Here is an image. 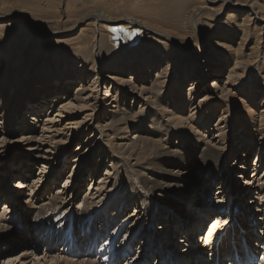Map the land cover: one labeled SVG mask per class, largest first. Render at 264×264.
Wrapping results in <instances>:
<instances>
[{
    "label": "bare ground",
    "instance_id": "bare-ground-1",
    "mask_svg": "<svg viewBox=\"0 0 264 264\" xmlns=\"http://www.w3.org/2000/svg\"><path fill=\"white\" fill-rule=\"evenodd\" d=\"M17 1L18 0H16V2ZM21 1L26 4L29 2L33 4L35 7L33 12L37 14L38 18H42V21L38 22L36 21V18V20H34V17L32 18L33 15H31L33 12L27 9H19L10 13L0 11L2 12L0 13V45L3 46L0 47V69H2L0 70V75L4 73L12 75V67H14V65L10 67L11 65L9 64L11 63V58L14 59V55L10 54L8 52L9 50H6V48L10 46L8 43L10 38L5 37L10 35L5 34L10 33L13 35L15 31L16 34H23L21 38H33L39 42L50 41L53 43H62L63 45L70 44V46L76 45V50L79 53L86 52L87 56L84 55L85 61L67 60V62L64 58L63 64L61 66L62 74L58 75L47 72V70L44 69L48 66L47 62L44 60H40L38 63L35 62V64L32 63L30 67H21L20 65H22L23 59H19L17 64L15 63L16 61H13L14 64L17 65L16 70L19 71L22 68V72L20 71L18 73L19 77H16V79L13 77L12 80H8L10 83L6 81L4 82L3 80L2 84L0 83V125H2V128L5 131L7 130L5 136H3V139L0 140V156L5 152L7 155L6 158H1V156L0 160L6 161V166H8V168L10 166L11 170L10 174L6 176V188H8V194L6 190L0 188V191H3L0 193V201L2 200L1 194L3 196H5V194L8 195V198L5 196L7 199L5 200L6 203L3 206L4 208L0 209V230L4 231L1 240L6 241V248L9 250L7 251V249H5L4 252L3 250L0 251L2 253H8L10 256L14 255V253L11 254L12 250L15 248V244L21 240V236L16 235V228L21 222H27L30 217L33 218V216L36 214L35 216L38 218V221L36 220L38 224L35 226V228L33 227L34 229L32 230V236H35L34 238L32 236L28 237L27 242L24 244L25 248H23V251L26 252L24 255H28V252H30L28 249L31 247L32 243L29 241H33L36 242V246L39 247L38 250L40 252H46L43 255L44 259H47L46 256L49 254L48 256H51L50 261L54 262V264H58L60 260L64 261V258L59 260L57 256L52 257V254L55 253L54 251L59 247V245L63 247L66 240L61 242V237L59 240L55 239L56 237L52 239L48 238L47 236L46 240H42L39 237L40 232H37L41 223L50 224L53 232L55 230L58 231V229L74 231L73 233H75V236H79V234L83 233L81 232L82 227H87V233H85L86 235L82 234V237L80 238V240H82L80 245L84 246L81 248L79 247L80 251H82L81 253H87V251L90 250L87 248H89V244L91 245L92 238L96 237L98 234L99 237H103V243L104 241H108L107 244L104 243V248L107 250L109 249V253L114 256L113 260L115 264H119L121 258H127V255H133V253H131L133 251V247L135 248L139 246L133 245V242L136 240L135 242L137 243L138 240H140L139 238H141V235H146L144 236L145 241H140L139 244H143V246H141L137 252L142 255V253L139 251L144 249V258H146L148 264L151 262L149 260L151 256L158 252V248L156 247L155 243L149 244V238L151 237L150 233L148 238V234L146 232L142 233L137 231L136 228L132 229L130 225L131 222L122 224L120 221V215H123V210L125 212V210H128V207L130 206L127 201L129 200L130 202V198L128 196L131 194L127 192L128 196H126L125 192L123 193V190H129V188L124 185V183H120V188H116L117 190H115L113 193L115 198L112 199V202L109 201L111 203V210L112 207H115V209H113L118 212L119 217L118 219L115 218L112 222L110 221L113 218L111 217L112 211L109 212L108 210L105 211L104 209L96 207L94 208L91 202L95 201L90 202L93 196L98 194L97 188H100L101 185L103 188L105 182L109 183L106 181L107 178L102 176L97 178V181L99 179V182L97 183L95 180L96 173H93L94 176H90L89 184L86 183L89 189L84 191L85 196L82 200L83 202L81 206L75 208L76 211L68 213L66 210H57V206L61 204L59 200L64 201L69 198L70 192H66V190L69 189L71 185L77 180L75 175L79 172V168L83 164L84 159H82V157L81 159L76 160L77 164L71 163V167L65 168L64 170L62 169V171H60L64 173H59V176L71 174L72 176L66 177L63 187L60 184L59 178L57 181L55 180L50 190L51 193L53 192L50 194L52 196L47 197L49 202L45 204V207H41L42 209L36 207L35 202L28 200V204H22L24 207L21 212L18 214L15 213V215L13 214L15 207L17 208V206L19 207V204L21 205V201L23 199H21V197H24V195L21 196L23 193L22 189L28 187L25 186L27 181L26 175H29L31 172L30 171L27 173L26 169H30L31 165L29 166V164H31L30 162H33L34 160H22L20 164V160H16L14 158L15 152L10 151L9 145L16 146L21 144V142H23L21 139L27 138V135L31 136V138L38 137L39 134L41 135L43 133L38 131L40 127L45 129V131H49L47 132L49 134L53 131V126L51 125H53L55 122H61L62 125L66 124V126L60 130L58 129L53 131V133L62 132V139L58 144V147L54 148L56 151L55 153L59 151L57 157L63 153L62 151L66 152L70 148L69 146L71 145L72 141H79V148L84 146V139L81 138L83 135L88 137L90 134H94L93 139H91V141L88 140L90 144L88 143L89 145L87 147H90L91 143L93 144L96 142L97 137L101 135L103 136V139L101 138L102 142L99 140L97 142L98 144L96 148L99 147L102 149V152L105 153H103L104 157L106 155V158H110V162L114 163V165L117 163H122L129 169H132L131 171L136 174V177L140 180V186L143 187V190L146 191V194L152 200V202L149 200L146 202L145 206L144 204L142 206L141 200H144V196L139 197L134 193L135 189H137L136 186H134V188L130 187V189H134V192L132 193L135 195H133L132 202L135 206L136 216L139 215L137 210H139L141 206L143 207H141V209L146 211L145 213L148 212L149 215L152 214V208L154 207V209H156L155 213L157 214L159 219L158 221L160 223H158L159 225L152 226H159L157 230L162 233V235L158 236L161 239L159 243V245H161L160 248L163 247V249H166L165 252L168 254H171V248L174 246L177 248V251L174 250L177 253L176 255H170V258H168V256L163 258L162 256V260H164V262L160 263L189 264L191 261L192 264H209L213 261L214 264H234L232 257L238 258V254L235 253H237V250L240 246L241 235L239 232L244 229L241 225H247V222H242L239 224L240 220H242V217H240L237 219L239 223L238 226L236 225V228H234V224H230L229 227L227 224H225L226 226H224L223 229L224 233H226L225 238H229L228 241L230 243L220 250L216 240L211 241V243L209 242L210 236L218 231L219 227L216 226L220 223L217 222L218 224H216L215 222L211 228L208 227L209 224L207 226H199L200 229L197 230L195 220L196 218L203 216V218H201L204 222H206L205 224H207L209 223L210 218L214 217L215 215L219 217H222V213L228 215L229 204H227V202L224 203V198L222 199L221 203H219L217 199L215 200V202H218L217 204H220L217 208L219 215H217V212L215 214L209 205H203L204 200L207 201L209 198L212 199L214 197L212 196L211 190H209L207 186L210 187L212 184L215 185V183H218L217 191L219 195L226 194L227 192L229 193L230 189L228 188L232 186L231 191L236 192L235 196L238 195V197L242 198V200H244L245 197H243V188H241V184H244L242 182L245 178L242 180V182L240 181L238 183H231V185H228L229 182H231V180L234 178L232 170H241L243 168L242 166L244 165L238 166V161H236V165H234L233 168H229V166H227V163L229 162H227V160L225 161L226 158H232L234 155V150L232 151L230 149L232 139L228 138L229 134L232 132V130L229 129V126L231 125L230 122H227V126L224 127V129L220 128L223 120L226 119L225 115L228 113L227 107L234 105L233 109L235 108L238 116L236 123L240 129H244L243 134L241 135L243 136V141H240H242L245 146H248L251 149L256 147L257 144L261 143L258 141V137L260 136H263L260 141L264 142V108L262 107V112H259L255 109L256 100L264 93V84H260L263 91L259 92L255 91V86H251L250 84L249 86L245 85V81L247 78L249 79V74L253 68L252 63L256 60L253 55L256 51L264 50V0H204V2L202 1V5L194 7L189 12V14H187L186 28H183L182 25L179 28H175L177 35H181L180 32L182 29H186L188 36L184 40L179 39L180 37H174L170 31H166L163 28V30L160 29V26H153L142 19L136 18L134 15L137 13L133 10L135 8H129L130 4L127 0H85V2L84 0H44L45 2L41 4L42 6H40V2H38V0H19V3H21ZM61 3H63L62 6ZM78 4L82 5L80 6ZM88 4H90V6L92 4L95 5V7L98 6L102 8L103 12L101 11L96 13L95 10H89L87 12V9L85 10L83 7L87 6ZM217 4L218 6H215ZM55 5H57V7L60 6L59 8L62 9L59 16L60 21L58 20V27H52V29H49V26H53V24H50L49 19H51L52 15L51 10L56 8ZM6 12H9V10H6ZM73 16L77 17L75 22L72 21ZM64 18L67 19H65V22ZM252 22L255 24V26L259 27L260 33H263L261 38L262 42H256L255 45L252 46V51L249 56L250 59L244 61L242 60L243 57H241V55L242 53H245L246 55V50L248 48L247 42L249 41L250 35L249 24ZM207 23H209L210 27L206 25ZM214 23L216 26H214ZM213 26L215 28H212ZM85 30L88 31L89 37H86L82 33L83 31L85 32ZM207 30L211 36L207 35ZM21 38L18 40V42L23 41ZM238 40H240V42H238ZM152 48L154 49L153 54H147L150 53ZM17 52L22 54L20 50ZM16 57L15 59H17ZM136 57H139L138 61H136ZM87 60H89V62H87ZM97 60H99V63L96 62ZM262 62L264 63V61ZM59 64L60 63L58 60L55 61L54 68H60ZM73 70H76L77 73L70 74ZM129 71L131 72V77L129 76L130 78L126 76ZM223 71H225V75L223 74ZM214 72L217 73L216 77L220 78L221 76L222 78H226V81L222 83L221 80L218 81L219 79L212 78V80H210L212 73ZM75 80L76 82H79L78 86H80L81 89H79L76 94L73 95V92L72 94L71 92L69 93V89L73 87L72 81ZM100 81H105L108 86L113 85V87L109 90L108 88H105L107 90L104 91V98L100 99V102L103 103V107H106V109L102 107V109L99 110L101 104L100 102L95 101L99 97L96 96V93H93L92 96H90V94L93 90L95 91L96 85ZM63 82L65 83L63 84ZM189 82H192L190 86L192 88H190L188 95H186L187 90L185 89V85ZM66 83H70L68 86L69 89L65 88ZM230 83H232L235 87L229 86ZM208 84H210L212 94L208 91L202 90L201 92L206 93L208 98L204 101L201 100L200 102L198 101L197 103H194L196 97L193 95V90H196L199 86H201V88L203 86L205 87V85ZM44 85H46V87ZM115 86L116 89L114 90ZM240 86L241 89L237 91V87ZM97 87L99 88V86ZM19 88H21L22 91L24 90V92L28 91L27 94H25L21 102H19L20 99L17 98L14 102L11 101L12 103H9L10 105H8V102L10 101L9 96H7L6 99L4 98L5 95H8L7 91L9 92V90H13L14 95L16 96L19 95L17 93L19 92ZM98 88L96 89L98 90ZM220 90H222V93L220 94L221 97L218 95ZM50 93H54V96L52 97ZM109 94L111 95L109 99H107ZM133 98H139L140 100L145 101L142 108L137 110L125 104L126 101ZM213 98H215V100L210 103ZM150 99L152 102L148 103V100ZM262 99L264 100V97L259 98L258 102ZM47 101H50L49 106L46 105ZM53 101H56V103ZM226 103H228L229 106L226 107ZM257 104L258 105L256 107L260 106L259 103ZM262 104L264 106V103ZM24 106H30V110L25 109ZM17 107L18 109H21V112L18 113L16 111ZM48 107H50V109L48 114L45 116V118H47V122L46 124H43V121H41V117L43 116L42 112H46ZM169 109L173 112H170ZM204 109L212 112L213 119H215V115L218 110L219 113L223 112V110L225 111L220 115V121L218 120L219 122L217 125L211 124V121H209L210 125H205L206 129L214 131L211 132L212 136L214 135V138L216 136V138L220 139L219 145L224 147V151H220L217 148H213L207 144H204V141L194 138L195 135H188L189 131L197 129V126L192 124L193 121L200 127L204 126V124H201L199 120V118L201 119V117L204 116ZM81 111H85L84 114L86 112H89L90 114L83 116L82 122L79 123L77 120L80 118L77 115ZM94 112L97 113L96 117L103 115L104 112L105 116L108 117V120L110 121V123H107L108 125L106 124V126L102 127L98 132L88 125L89 119L91 118L93 120L92 113ZM186 113L189 115L188 118L183 116ZM16 119L17 123L20 125L18 127H14V132H8L12 129L11 128L8 130V128L15 124ZM204 120L206 122L207 120H210V118ZM41 122L42 124L37 127V125H39ZM104 123H106V121H104ZM236 123L234 122L235 126ZM178 126L186 129L179 131L177 128ZM16 128L19 130H15ZM129 128H133L132 130H135V132L138 134V145L135 143L132 146H128L129 140L126 138L124 139L130 130ZM123 129L125 130V133L122 132ZM233 131L235 132V129ZM245 131H247V133L244 135ZM67 132L71 134L67 135ZM112 135L114 136V139L111 138ZM41 137L43 138L44 136L42 135ZM55 137L56 136H54V138ZM233 137L234 139L236 138V133ZM7 138L10 140L7 141ZM54 138H51V143H53ZM29 140L31 139L27 138L25 139V142ZM9 141H12V144L7 143ZM125 141L126 143L124 145H118L119 142L121 143ZM102 144H104L106 147H103ZM259 147L261 149L262 145L259 144ZM96 148L94 149L95 155L97 153ZM13 149L16 148L13 147ZM28 150L24 152L28 153ZM146 151L150 152V156L148 158H143L142 156H144V152ZM119 152L121 155H123V157H121L122 159L116 160L115 158ZM238 154V158L242 160L243 158L248 157V155L243 154L242 152H239ZM134 156L136 163L131 166L130 158ZM59 162L60 160L55 162L53 166H48V170L45 171L44 175L38 176L36 179L38 180L37 182L40 181V183H42L45 180V183L48 184L49 180L52 178L51 174L54 173L55 168L59 166ZM223 162H227L226 165ZM243 162H241V164H243ZM254 167L255 170L253 173L257 171V165H254ZM13 168L15 170H13ZM67 169L68 171H66ZM226 169L230 172L228 173ZM19 170H22V174L19 172ZM15 171L17 174H19H13ZM106 176L107 174L105 177ZM121 176L124 177L123 175ZM206 178L208 181H206L204 184L207 186H205L206 189L203 191L199 184L200 181H202L201 184L205 182ZM239 178L241 179L242 177L240 176ZM261 179L263 178L261 177ZM246 182L248 184L249 181ZM250 183L251 182H249V185ZM74 185L77 186V182ZM1 186L3 188V185ZM39 186L40 185L38 184L35 186V188H40L41 186ZM234 186H238L237 189H235ZM251 186L256 185L253 184ZM61 187L63 190L59 191ZM239 188L241 189L238 190ZM56 191H58V193L57 195H54ZM121 192L126 196V198H124L123 194V197H121ZM33 193L35 194V191ZM250 196L253 198L252 192H249V198ZM256 197L259 198V200L263 199L258 196ZM74 198L75 196L71 197L69 202L72 201L71 203L73 204ZM199 198H202L201 201H203L200 203L197 201V206H192V204L195 203L193 200H198ZM97 205L98 204H96V206ZM42 206H44V204ZM181 207L185 209H181ZM262 207L260 209H262ZM105 208L107 209L108 207L106 206ZM236 208L237 207L233 206L231 213H234ZM246 209H249L248 214L250 217L253 216V220H251L252 223L250 224L248 222V225L246 226V228L250 227L247 229L249 231L246 232L245 230V235L246 237H249V240H247L245 237H242L241 240H245L250 252L254 250L258 256H263V251L261 252L260 250H262L261 247L264 246V229L263 233H260L257 222H255L256 224L254 223V219H256V217L254 215L255 212H253L252 206L248 204ZM91 212H95V215H90L89 213ZM12 214L14 216H10ZM248 214L246 213L245 215ZM145 216H147V214ZM249 216H247L246 220H248ZM140 218L142 219V217ZM224 218L225 217H223V219ZM230 218L231 217H229V219ZM99 219L102 221L100 220L101 222H99ZM125 220L127 219L125 218ZM219 220L220 218H217V221ZM95 221H97V227L98 224L101 225L100 231L97 228L93 232L91 230L92 228H89V224L91 222L92 224H95ZM29 222H31V220ZM139 222L136 221L135 223ZM167 224H169L168 227H166ZM146 227L147 226L144 228ZM67 230L65 233H67ZM167 231H169V234H167ZM198 232H201L199 236L203 237V240L202 238L200 239L202 240L201 242L198 241V238L200 237H196V233ZM128 233L130 235L127 236ZM62 235L63 234H61V236ZM166 237H168V239ZM253 237H257L259 245L253 246V244H250V241L251 239L253 240ZM147 239L149 242L146 244ZM167 240H169L168 243H166ZM177 242L180 246L177 245ZM211 244L213 245L212 250L214 253H211V250H209ZM42 246L44 248H42ZM115 248L118 250H116L117 253L114 251ZM120 248H123V251L119 253ZM92 250L99 256L102 254L97 252L98 248L96 250L97 253L95 252V249ZM13 251H16V248ZM127 251V255H125V253L122 255L123 252ZM204 254L205 257L202 256ZM31 255L33 258L37 256L35 252L31 253ZM28 257L24 256L25 259L22 257L23 259L20 258V260L16 258H9L10 260L6 263L14 264L16 260H19L20 263V261H24ZM31 257H29V259ZM159 258H161L160 253L158 260ZM65 260L67 261V259ZM128 261L129 264L131 261ZM132 261H134V259ZM69 262H66V264H72L74 261H71L72 263ZM89 262L90 261H86L85 263L81 264L98 263L95 261V263ZM36 263L38 264L39 260L38 262L36 261ZM157 264H159V262ZM260 264H264V257H262Z\"/></svg>",
    "mask_w": 264,
    "mask_h": 264
},
{
    "label": "rangeland",
    "instance_id": "rangeland-1",
    "mask_svg": "<svg viewBox=\"0 0 264 264\" xmlns=\"http://www.w3.org/2000/svg\"><path fill=\"white\" fill-rule=\"evenodd\" d=\"M91 1V0H90ZM128 1V3L130 4L129 5V8H135V9H133L134 11H136V13L137 14H135L134 16L136 17V18H138V19H142V20H144V21H146V22H148V23H150V24H152L153 26H160L159 28L160 29H164V30H166V31H170V32H172V35L175 37H180L179 39H181V40H184L188 35V32H186V29L184 30V29H182V31L180 32V34L181 35H177V33H176V31H175V28H179L181 25L183 26V28H186L187 27V25H186V19H187V14H189V12L194 8V7H198V6H200V5H202V3L204 2V0H127ZM203 1V2H202ZM38 2H40L39 4H40V6H42L41 4H43L45 1L44 0H38ZM84 2H85V0H84ZM198 2V3H197ZM201 2V3H200ZM62 4L63 3H61V6H62ZM64 4H66V3H64ZM78 5H82V4H78ZM90 6V4H88L87 6H85V7H83V9H87V12L90 10V11H96V13L97 12H101L103 9L102 8H100V7H98L97 5V7H95V5H92L91 4V6ZM94 6V7H93ZM134 6V7H133ZM171 6H172V8H171ZM215 6H218V4L217 5H215ZM56 7V8H55ZM55 7H53V8H55L54 10H51V12H52V15H51V19H49V22H50V24H53V26H49L48 28L49 29H52V27H58L57 26V24H58V20L60 21V18H59V16H60V11L62 10L61 8H59V7H57V5H55ZM89 7V8H88ZM126 7H128V6H126ZM59 10H58V9ZM92 8H93V10H92ZM97 8V9H96ZM0 11H2V12H5V13H10V12H13V11H15V10H19V9H27V10H29V11H31V12H33L34 10H35V7H34V5L33 4H31L30 2L28 3V4H26V3H24V2H22L21 1V3H19V0L16 2V0H0ZM6 10H9V12H6ZM2 12H0V13H2ZM103 12V11H102ZM153 13H154V15H153ZM31 15H33L32 16V18L34 19V20H36V21H42V18H38L37 17V14H35V12H33V14H31ZM254 17H256V16H254ZM36 18V19H35ZM165 18V19H164ZM239 18H240V16H239ZM65 19L66 18H64V22H65ZM72 21H76L77 20V17H75V16H73L72 17ZM75 19V20H74ZM67 20V19H66ZM72 21H70V22H72ZM48 22V23H49ZM69 22V23H70ZM74 22H72V23H74ZM216 23V22H215ZM215 23H214V26H216L215 25ZM207 26H209L210 27V25H209V23H207L206 24ZM212 27V28H215V27ZM249 28H250V30H249V41L247 42V50H246V55H245V53H242V55H241V57H243L242 58V60H244V61H247V60H249L250 58H249V56H250V54H251V51H252V46H254L255 45V43L257 42H259L260 43V41H261V38H262V34L260 33V31H259V27H257V26H255V24H253V22L252 23H250L249 24ZM162 29V30H163ZM209 29V28H208ZM207 35H209V36H211L210 35V33H209V31L207 30ZM86 37L88 36L89 37V35H88V31H86L85 30V32L83 31L82 32ZM217 34H218V32H217ZM243 34H244V32H243ZM5 35H10V36H6L5 38H7V37H9L10 38V40H9V47L8 48H6V50H9L8 52L10 53V54H12V55H14V59H15V57L17 58V59H13V58H11V63L9 64V65H11L10 67H12V65H14V67H12L13 68V70H12V75H9V74H7V73H4V74H1L0 75V83L2 84V82L4 81H6V82H9L10 83V81H8V80H12L13 79V77L16 79V77H19V75H18V73L21 71V69L18 71V70H16V66L17 65H15L14 64V62L13 61H16L15 63L17 64L18 62L17 61H19V59L21 60V59H23V62H22V65H20L21 67L22 66H25V67H30L31 65H32V63L33 64H35V62H39L40 60H44L45 62H47V64H48V66L46 67V68H44V69H46L47 70V72H50V73H55V74H62V72H61V66H62V64H63V59L65 58V60L67 61V60H72V61H74V60H77V61H85V59H84V55L85 56H87L86 54V52H84V53H82V52H78L77 50H76V45H71L70 46V44H67V45H63L62 43H53V42H50V41H36V40H34L33 38L32 39H30V38H21L22 36H23V34H20V33H18V34H16V31L14 32V34L13 35H11L10 33L9 34H5ZM18 36H19V38H18ZM181 36H182V38H181ZM22 39L23 41H20V42H18V40L19 39ZM177 38V39H178ZM14 39V40H13ZM258 39V40H257ZM238 42H240V40H238ZM262 42V41H261ZM43 44V45H42ZM251 46V47H250ZM0 47H3V46H1L0 45ZM71 47H73V48H71ZM1 49V48H0ZM18 50H20V52H22V54H20L19 52H17ZM153 48L150 50V53H147V54H153ZM1 51V50H0ZM11 51V52H10ZM263 51V52H262ZM262 51H256L255 52V54L253 55L254 57H255V61L252 63L253 64V68L251 69V72H250V74H249V79L247 78V80L245 81V85L246 86H249V84L251 85V86H255L256 88H255V91L256 92H259V91H263L262 90V87L260 86V84H264V63L262 62V61H264V50H262ZM14 53V54H13ZM11 55V56H12ZM146 55V54H145ZM35 56V57H34ZM37 56V57H36ZM142 56H144V55H142ZM20 57V58H19ZM59 61V65H60V68H58V69H56V68H54V62L55 61ZM139 60V57H136V61H138ZM253 60H254V58H253ZM54 61V62H53ZM135 61V62H136ZM68 62V61H67ZM87 62H89V60H87ZM97 63H99V60H97L96 61ZM215 66V65H214ZM15 68V69H14ZM0 70H2V69H0ZM58 70V71H57ZM54 71V72H53ZM98 71V70H97ZM22 72V71H21ZM225 71H223V74L225 75V73H224ZM0 73H1V71H0ZM75 74V73H77L76 72V70H73L70 74ZM129 74V75H128ZM216 74V75H215ZM214 75V76H213ZM220 75H222V74H220ZM126 76L127 77H131V72L129 71V73H127L126 74ZM217 76V73H212V77H211V79L210 80H212V78L213 79H219L218 81H220L221 80V82L223 83V82H225L226 81V78H222L221 76H220V78L219 77H216ZM60 77H62V76H60ZM108 77V76H107ZM129 77V78H130ZM9 78V79H8ZM57 78H58V76H57ZM244 78H246V77H244ZM3 80V81H2ZM206 80V79H205ZM151 81H152V79H151ZM75 82V83H74ZM208 82V81H207ZM65 82H63V84H64ZM72 83H73V87H71L70 89H69V85H70V83H66V85H65V88L66 89H69V93L71 92V94H72V92H73V95L74 94H76V92L79 90V89H81V87L80 86H78V84H79V82H76V80L75 81H72ZM71 83V84H72ZM89 83V82H88ZM191 84H192V82H189L188 84H186L185 85V89L187 90V94L186 95H188V92H189V90H190V88H192V87H190L191 86ZM200 84V83H199ZM76 85V86H75ZM45 87H46V85H44ZM97 86H99V88L97 87ZM229 86H233V84L232 83H230V85ZM113 87V85H110V86H108L106 83H105V81H100L97 85H96V88H98V90L95 88V91L93 90L92 91V93L90 94V96H92L93 95V93H96V96L97 97H99V98H97L95 101L96 102H100L101 100L100 99H102V98H104V91L105 90H107V89H105V88H108V90L110 89V88H112ZM233 87H235V86H233ZM116 89V86H115V88H114V90ZM216 89H218V88H216ZM216 89H213V90H216ZM239 89H241V86L240 87H237V91L239 90ZM19 90V92H17L19 95H14V91L13 90H9V92L7 91V94L8 95H5V99L7 98V96H9V99H10V101L8 102V105H10L12 102H14L17 98H19L20 99V101L19 102H21L22 100H23V98H24V96H25V94H27V92L28 91H25L24 92V90L22 91V89L21 88H19L18 89ZM71 90V91H70ZM208 91V92H212V89H210V84H208V85H205V87L203 86L202 88H201V86H199L196 90H193V95L196 97V99L194 100V103H197L198 101L200 102L201 100H205V99H207L208 98V96H206L207 94L206 93H203V92H201V91ZM98 93V94H97ZM219 94V97H221V93H222V90H220L219 92H218ZM212 94V93H211ZM11 95V96H10ZM50 95L53 97L54 96V93H50ZM56 95V94H55ZM60 95H62V94H60ZM110 95L111 94H109V96H108V98L107 99H109V97H110ZM15 97V98H14ZM147 97H149V96H147ZM261 97H264V93L259 97V98H261ZM12 98V99H11ZM216 98V97H215ZM215 98H213V100L210 102V103H212L214 100H215ZM258 98V99H259ZM258 99L256 100V104H255V109L256 110H258L259 112H262L261 111V109H262V107L264 108V106H263V104L262 103H264V100L262 99V100H260L259 102H258ZM12 101V102H11ZM50 101H51V99H50ZM50 101H47V103H46V105L47 106H49L50 105ZM137 101V102H136ZM53 102H55L56 103V101H53ZM152 102V100L150 99V100H148V103H151ZM10 103V104H9ZM95 103V102H94ZM144 103H145V101H143V100H140L139 98H133V99H131V100H128V101H126V105L127 106H129V107H132V108H135V109H137V110H139L140 108H142V106L144 105ZM257 103H259V105L260 106H258V107H256L258 104ZM100 107H99V110L100 109H102V107H103V103L102 102H100ZM113 106V105H112ZM227 106H229V104L228 103H226V107ZM25 107V109H29L30 110V106H24ZM114 107V106H113ZM233 107H234V105H230V107H227L228 108V113L225 115V117H226V119L225 120H223V123H222V127L220 126V128H223L224 129V127H226L227 126V122H230V126H229V129H231L232 130V132L229 134V136H228V138H231L232 139V142H231V145H230V149L234 152V155L232 156V158H226L225 159V161L227 160V162H229V163H227L228 165L227 166H229V168H233L234 167V165H236V161H238L237 163L239 164L238 166H241V165H244V166H242L243 168L241 169V170H239V169H236L237 171H235V170H232L233 172V181L231 180V182H229V184L228 185H231V183H238V182H242V180H243V182L242 183H244V184H241V188H243V193H244V195H243V197H244V200H242V198H240V197H238V195H236L235 196V194H236V192H232L231 191V189H232V186L230 187V188H228V189H230V191H229V193L227 194H222V195H219V193H218V191H217V189H218V183H215V185H211L210 187L209 186H207V185H205L204 183H206V181H208L207 180V178L205 179V182H203L202 184H201V182L202 181H200V184H199V186L201 187V189L204 191V189H206V187L205 186H207V188L209 189V190H211V193H212V196H214L212 199L211 198H209L207 201L206 200H202L204 203H203V205H209L210 207H211V210H213V212H215V214H216V212H217V208H218V206L220 205V204H217L218 202L216 201L215 202V200L217 199L218 201H219V203H221V201H222V199L224 198L225 200H223L224 201V203H226L227 202V204H229V208H228V215H229V217H231L230 219H229V217H228V215H225V213H222V217L220 216H216L215 214V216L214 217H212V218H210V221H209V223H207V224H205L206 222H204L203 221V216H200L199 218H196V222H195V225H196V227H197V230H199L200 228H199V226L200 227H202V226H204V225H208L209 224V226L208 227H213L212 225H214L215 224V222H216V224H218L217 222H219L220 224L219 225H217L216 227H219L218 228V231H216L215 233H213V235H211L210 236V238H209V242L211 243V241H214V240H216L217 241V245H218V247H219V249L220 250H222V248H224V247H226V245H228L230 242L228 241V239L229 238H225L226 237V233H224V226H226L225 224H227V226L229 227L230 226V224L232 225V224H234V228H236V225L238 226V218H240V217H242V220H240V223L239 224H241L242 222H244V223H246L247 225H248V222H249V224L250 223H252L251 222V220H253L252 218H253V216L252 217H250L249 216V209H246V207H247V205L249 204L250 206H252V209H253V212H255L254 213V215H255V217H256V219H254L255 221H254V223L255 222H257V224H258V230H259V232L261 233H263V229H264V203H262V202H264L263 201V199H264V142L263 141H260V139L261 138H263V136L261 137H258V141L259 142H261V143H259L260 145H262V148L260 149V147H259V144H257V146L256 147H254V148H250V147H248V146H245L244 145V143L242 142L243 140H242V138H243V136H241L242 134H243V130L244 129H240V127L238 126V124L236 123V119L238 118V116H237V112L235 111V108L233 109ZM12 108V107H11ZM103 108H105L106 109V107H103ZM49 109H50V107H48V110L45 112V111H43L42 112V114H43V116L41 117V121H43V124H46V122H47V118H45V116L48 114V112H49ZM16 111L19 113V112H21V109H18V107L16 108ZM169 111L170 112H173L172 110H170L169 109ZM232 111V112H231ZM85 112V111H84ZM84 112H79V114L77 115L80 119H78L77 121L79 122V123H81L82 122V120H83V116H85V115H88V114H90L89 112H86L85 114H84ZM223 112H225L224 110H223ZM223 112H220L219 113V110H218V112L216 113V115H215V119H213L212 118V112L210 111H208V110H203V113H204V116L203 117H201V119L199 118V120H200V122H201V124L203 123L204 124V126L203 127H200V126H198L197 124H195V122L193 121L192 122V124L193 125H196L197 126V129L196 130H192V131H189L188 132V135H190V136H194L195 135V137L194 138H196V139H198V140H200V141H204V144H207L208 146H210V147H213V148H217V149H219L220 151H224L223 149H224V147H222V146H220L219 145V141H220V139H218V138H216V136H215V138L212 136V133L211 132H214V131H212V130H210V129H206V124H209L210 122L209 121H211V124H215V125H217L218 124V122L220 121V115L223 113ZM209 113V114H208ZM215 113V112H214ZM232 113V114H231ZM81 114H84V115H81ZM96 112H94V113H92V118H93V120L90 118L89 119V121H88V125L90 126V127H92L93 129H95L97 132L102 128V127H105L106 126V124L107 123H110V121L108 120L109 118L108 117H106L105 116V114H104V112H103V115H100L99 117L97 116L96 117ZM2 115V114H1ZM207 115H208V118H207ZM3 116V115H2ZM185 118H188L189 117V115L186 113L185 115H183ZM210 116V117H209ZM1 118V117H0ZM210 118V120H207V119H209ZM24 119V118H23ZM44 119V120H43ZM204 119H206L207 121L205 122V120ZM227 119H229V120H227ZM25 120H27V119H25ZM46 120V121H45ZM196 120V119H195ZM202 120H204V121H202ZM219 120V121H218ZM104 121H106V123H104ZM109 121V122H108ZM234 122L236 123V126H235V124H234ZM40 124H42V122L41 123H39V125H37V127L38 126H40ZM20 124H18L17 123V119H16V122H15V124L13 125V126H11V127H9L8 128V130L9 129H11V130H9L8 132H10V131H12V132H14V127H18ZM108 125V124H107ZM210 125V124H209ZM228 125H229V123H228ZM51 126H53V131L55 130H60V129H62V128H64L65 126H66V124H63L62 125V123L60 122V123H58V122H55L53 125H51ZM83 126H85V125H83ZM100 126V127H99ZM137 126V125H136ZM132 127H135V126H132ZM238 129H237V128ZM81 128H82V126H81ZM178 128V130L179 131H183V130H185L186 128H183V127H181V126H178L177 127ZM212 128H213V126H212ZM2 128V125H0V140H2L3 139V136H5V133H6V131ZM37 129V128H36ZM130 129V128H129ZM133 128H131L130 130H129V132H128V134H127V136L126 137H124V139L126 138V139H128L129 140V143H128V146H132V145H134L135 143H137L136 145H138V140H137V136H138V134L135 132V130H132ZM228 129V130H229ZM235 129V132L233 131ZM237 129V130H236ZM15 130H19L18 128H16ZM128 130V129H127ZM126 130V131H127ZM38 131L40 132V133H42L41 135L39 134V136L38 137H32L31 138V136H29V135H27L26 137L28 138V139H31V140H29V141H27V142H25V139H27V138H24V139H21V140H23V142H21V144H19V145H16V146H12V145H9V149H10V151H13V152H15L14 153V158L16 159V160H20L19 161V163L22 161V160H27V159H33L34 161L33 162H30L31 164H29V166H30V169H26V171H27V173L28 172H30V176L29 175H26L27 176V181H26V183H25V186L27 187V188H23L22 189V191H23V193L21 194V196H23L24 195V197H21V199H22V201H21V205L19 204V207L17 206V208L15 207V210H14V212H13V214L15 215V213L16 214H18L19 212H21V210L23 209V207L24 206H22V204H28L29 203V201L28 200H30V201H32V202H35V206L36 207H39V208H43V207H45L46 205L45 204H47L49 201H48V198L47 197H50V196H52V195H50V194H52L51 192H50V190H51V188H52V185H53V183L55 182V180L57 181V179L59 178L60 179V184L62 185V187H63V183L66 181V177H71L72 176V174L71 175H62V176H59V173L61 174V173H64V172H60V171H62V169L64 170L65 168H69V167H71V163H76L77 161L76 160H78V159H81V157H82V159H84V161H83V164L81 165V167L79 168L80 170H79V172L75 175V177L77 178V180L75 181V183L74 184H76V182H77V186L76 185H74V184H72L71 185V189L69 188V189H65L66 190V192H70L69 193V198H67L66 200H64V201H62V200H59L60 202H61V204H59L58 206H57V210H59V209H61L62 211H67L68 213H72L73 211H76V209L75 208H78L79 206H81V204H82V200H83V198H84V191H86V190H88L89 189V187L87 186V184H89V180H90V176L92 175V176H94V174L93 173H96V175H95V180H96V182L98 183L99 182V179H98V181H97V178H100L101 176L102 177H104V178H107V182H109V183H104V186H103V188L100 186V188H97L98 189V191H97V193L98 194H96V196L94 195L93 196V198H92V200H90V202L91 201H95V202H91V204H93L92 206L95 208H100V209H104L105 211L106 210H108L109 212H111L112 211V215H111V217H113L112 219H111V217H110V221L112 222L115 218L116 219H118L119 217H118V212H116L114 209H115V207H112V210H111V207H110V202H112V199L113 198H115V196H114V192H115V190H117L116 188H120V186H121V184L122 183H124V185L125 186H127L128 188H129V190H123V193L125 192V194H126V196H128V193L127 192H129L131 195H129L128 197L130 198V202H129V200L127 201L129 204H130V206L128 207V210H125V212H124V210H123V215H120V221H121V223L122 224H126V223H128V222H131L130 223V225H131V228L133 229V228H136V230L137 231H139V232H142V233H147L148 234V238H149V236L151 235V237L149 238V241H148V239H147V241H146V244H147V242H149V244H156V247L158 248V252H156V253H154L153 254V256H151V258L149 259L151 262L149 263V264H157L158 262H159V264H163V263H160V262H164V260H162L164 257H166V256H168V258H170V255L171 256H174V255H176L177 253L175 252V251H177V248L174 246L173 248H171L172 250H171V254H168V253H166L165 252V250L166 249H163V247L162 248H160V246L161 245H159V243H160V237H158L159 235H162V233L159 231V230H157L158 228H159V226H152V225H159L158 223H160L158 220V217H157V214L155 213L156 212V209H154V207L152 208L153 210H152V216L151 215H149L148 214V212L147 213H145L146 211H144L143 209H141V207L143 206V204H144V206H145V204H146V202H148L149 200H150V202H152V200L150 199V197L146 194V191H144L143 190V187L142 186H140V180L136 177V174L133 172V171H131L132 169H129L128 167H126L125 165H123L122 163H117L116 165H114V163H112V162H110V158H106V155H105V157H104V152H102V149H100L99 147L98 148H96V146H97V142L100 140H102L103 138V136H98L97 137V141L96 142H94L93 144L91 143V145H90V147H87L89 144H90V142L89 141H91V139H93V137H94V134H90V136H88V137H86V136H82L81 138H83L84 139V142H86V143H84L83 142V144H85L84 146H81L80 148H79V141H77V140H75V141H72V143H71V145L69 146L70 148L65 152V151H62L63 153L62 154H60V156L59 157H57V154L59 153V151L57 152V153H55L56 151H55V149L54 148H56V147H58V144L60 143V141H61V139H62V132H60V133H53V131L52 132H50L49 134L47 133V132H49V131H45V129H43L42 127H40L39 129H38ZM122 132L123 133H125V130L123 129L122 130ZM228 132V131H227ZM192 133V134H191ZM236 133V138L234 139V134ZM247 133V131H245V133H244V135ZM67 135H70L71 133H69V132H67L66 133ZM44 136L43 138L41 137V136ZM197 135V136H196ZM54 136H56L55 138H54ZM59 136V137H58ZM2 137V138H1ZM204 137V138H203ZM206 137V138H205ZM22 138V137H21ZM51 138H54V141H53V143H51ZM86 138V139H85ZM102 138V139H101ZM112 139H114V136L112 135V137H111ZM110 138V139H111ZM214 138V139H213ZM6 139V138H5ZM112 139H111V141H112ZM203 139V140H202ZM211 139V140H210ZM8 140H10L9 138H7V141ZM45 140V141H44ZM89 140V141H88ZM240 140H242V141H240ZM88 141V142H87ZM12 141H9V142H7V143H9V144H12L11 143ZM50 142V143H49ZM57 142V143H56ZM102 142V141H101ZM207 142V143H206ZM24 143V144H23ZM26 143V144H25ZM30 143V144H29ZM89 143V144H88ZM126 143V141L125 142H119V144L118 145H120L121 146V144H125ZM217 144V145H216ZM49 145H51V146H49ZM53 145V146H52ZM68 145V144H67ZM12 146V147H11ZM92 146V147H91ZM102 146L103 147H106L104 144H102ZM13 147H15L16 149H13ZM30 147V148H29ZM51 149H50V148ZM64 147H67V146H64ZM23 148H24V150H23ZM84 148V149H83ZM96 148V151H97V153H96V155L94 154V149ZM28 150V153H25L24 151H27ZM88 149V150H87ZM49 150H51V151H49ZM53 150H54V152H53ZM57 150H58V148H57ZM61 150V149H60ZM77 151V152H76ZM1 152V151H0ZM2 152H3V150H2ZM80 152V153H79ZM82 152V153H81ZM243 153V154H246V155H248V157H245V158H243V160L242 159H240V158H238V156H239V154L238 153ZM6 153V152H5ZM4 153V154H5ZM35 154V155H33V154ZM104 153V154H103ZM150 152L149 151H146V152H144V156H142L143 158H148L149 156H150V154H149ZM158 153V152H157ZM4 154H2L0 157L1 158H6V155H7V153L4 155ZM77 154V155H76ZM79 154V155H78ZM81 154V155H80ZM119 155V156H118ZM117 156H116V160H119V159H122L121 157H123V155H121V153L119 152V154H118ZM134 155V154H133ZM262 155V156H261ZM20 156V157H19ZM34 156V157H33ZM85 156H86V158H85ZM110 156V155H109ZM78 157V158H77ZM19 158V159H18ZM38 158V159H37ZM66 158V159H65ZM261 158V159H260ZM15 160V161H16ZM60 160V162L58 163V169L57 168H55V171H54V173H52L51 175H52V178L49 180V182H48V184L47 183H45V180L42 182V183H40V181L39 182H37L38 180H36L37 178H38V176H43L44 175V173H45V171H47L48 170V166H53L54 165V163L55 162H57V161H59ZM64 160V161H63ZM234 160H235V162H234ZM240 160H242V161H240ZM130 165L131 166H133L135 163H136V161H135V156L134 157H132V158H130ZM244 161V162H243ZM63 162V163H62ZM241 162H243V164H241ZM225 165H226V163L225 162H223ZM245 163V164H244ZM260 163V164H259ZM21 164V163H20ZM71 164V165H70ZM77 164V163H76ZM254 165H257V167H256V172L255 173H253L254 172V170H255V167H254ZM67 166V167H66ZM83 166V167H82ZM3 167H5V168H3ZM12 167V166H11ZM32 167V168H31ZM128 168V169H127ZM226 168V167H225ZM24 169V168H23ZM13 170H15L14 168H13ZM123 170H124V172H123ZM227 170V169H226ZM249 170V171H248ZM66 171H68V169L66 170ZM95 171V172H94ZM110 171V172H109ZM228 171V173L230 172L229 170H227ZM247 171V172H246ZM8 172V173H7ZM10 172H11V170H10V166H9V168H8V166H6V161H4V160H0V188L1 189H3V190H6V192H7V194H8V188H6L7 187V185H6V182H7V179H6V176L8 175V174H10ZM19 172L22 174V170H19ZM40 172V173H39ZM90 172V173H89ZM116 173V174H115ZM242 173V174H241ZM246 173V174H245ZM13 174H17L16 173V171L15 172H13ZM19 174V173H18ZM17 174V175H18ZM41 174V175H40ZM107 174V176L105 177V175ZM254 174V175H253ZM263 174V175H262ZM121 175H123L124 177H122ZM253 175V176H252ZM242 177L241 179L239 178V177ZM252 177V178H251ZM261 177L263 178V179H261ZM55 178V179H54ZM62 178H64V179H62ZM125 178V179H124ZM239 178V179H238ZM258 178H260V179H258ZM3 179V180H2ZM190 179V178H189ZM255 180V181H254ZM114 181V182H113ZM246 181H249V182H251L250 183V185H249V182H248V184H247V182ZM51 182V183H50ZM101 182V181H100ZM117 182V183H116ZM246 182V183H245ZM87 183V184H86ZM121 183V184H120ZM134 183V184H133ZM136 183V184H135ZM256 183V184H255ZM6 186H5V185ZM40 185L39 187L40 188H38V187H36L35 188V186H37V185ZM42 184V185H41ZM116 186H115V185ZM204 184V185H203ZM256 185V186H251V185ZM261 186H260V185ZM1 185H3V188H2V186ZM107 185V186H106ZM118 185V186H117ZM188 185V184H187ZM32 187V189H31V187ZM46 186V187H45ZM115 186V187H114ZM134 186H136L137 187V189H135V192H134V189H130V187H133L134 188ZM198 186V187H199ZM214 186V187H213ZM244 186H247V187H244ZM249 186V187H248ZM61 187V189L59 190V191H62L63 190V188ZM73 187H75V188H73ZM123 187V186H122ZM212 187V188H211ZM217 187V188H216ZM238 187V186H237ZM237 187L236 186H234V188L235 189H237ZM255 187V188H254ZM60 188V187H59ZM241 188H239L238 190H240ZM36 189V190H35ZM40 189V190H39ZM104 189V190H103ZM31 190V191H30ZM72 190V191H71ZM252 190V191H251ZM35 191V194L33 193ZM44 191V192H43ZM217 191V192H216ZM255 191V192H254ZM3 191L1 190L0 191V193H2ZM31 192V193H30ZM49 192V193H48ZM132 192H134L135 194H137L139 197H142V196H144V200L142 201L141 200V207H140V209L139 210H137V212H139V215L138 216H136V213H135V206H134V204H133V195H135L134 193H132ZM137 192V193H136ZM249 192L251 193L252 192V195H253V198L250 196V198H249ZM259 192V193H258ZM263 192V193H262ZM44 193V194H43ZM57 193H58V191H56L55 193H54V195H57ZM63 193V192H62ZM122 192H121V197H123V194ZM7 194H5V196L8 198V195ZM10 194V193H9ZM29 196H28V195ZM34 196H33V195ZM38 194V195H37ZM49 194V195H48ZM104 194V195H103ZM123 194V195H122ZM200 194V193H199ZM232 194V195H231ZM100 195V196H99ZM102 195V196H101ZM218 195V196H217ZM224 195V196H223ZM5 196H3L2 194H1V198H2V200L0 201V209H2V208H4L3 206H4V204L6 203V197ZM26 196V197H25ZM75 196V198L73 199V204L71 203L72 201H70L69 202V199L71 198V197H74ZM126 196L124 195V198H126ZM131 196V197H130ZM227 196V197H226ZM229 196V197H228ZM256 196H258V197H260V198H263V199H260L259 200V198H257ZM146 197V198H145ZM149 197V198H148ZM218 197V198H217ZM237 197V198H236ZM255 197V198H254ZM39 198V199H38ZM229 198V199H228ZM247 198V199H246ZM257 198V199H256ZM37 200V202H36V200ZM105 199V200H104ZM146 199V200H145ZM200 199V200H199ZM198 200L197 199H194L193 200V202H195V203H193L192 204V206H197V201L200 203V202H202L201 201V199L202 198H199ZM211 199V200H210ZM236 199V200H235ZM42 200V201H41ZM71 200V199H70ZM99 200V201H98ZM235 200V201H234ZM248 200V201H247ZM257 200H259V201H257ZM110 201V202H109ZM125 201V202H126ZM145 201V202H144ZM210 201H212V202H210ZM234 201V202H233ZM238 201H239V203H238ZM242 201V202H241ZM257 201V202H256ZM63 202V203H62ZM81 202V203H80ZM99 202V203H98ZM101 202V203H100ZM215 202V203H214ZM236 202V203H235ZM251 202V203H250ZM256 202V203H255ZM260 202V203H259ZM70 203V204H69ZM79 203V204H78ZM208 203V204H207ZM234 203H235V205H234ZM259 203V204H258ZM44 204V206H42ZM63 204H65V205H63ZM95 204V205H94ZM96 204H98L97 206H96ZM196 204V205H195ZM238 204V205H237ZM253 204V205H252ZM256 204V205H255ZM71 205V206H70ZM109 205V206H108ZM240 205V206H239ZM262 205H263V207H262ZM21 206V207H20ZM67 206V207H66ZM108 207L107 209L105 208V207ZM121 206H124V205H121ZM120 206V207H121ZM233 206H235V207H237L236 209H235V211H234V213H231L232 212V209H233ZM262 207V209H260L261 207ZM70 207V208H69ZM73 207V208H72ZM214 207V208H213ZM232 207V208H231ZM245 207V208H244ZM14 208V207H13ZM41 208V209H42ZM64 208V209H63ZM68 208V209H67ZM114 208V209H113ZM143 208V207H142ZM183 207H181V209H182ZM243 208V209H242ZM257 208V209H256ZM259 208V209H258ZM183 209H185V208H183ZM254 209H256V210H254ZM69 210V211H68ZM132 210H133V212H132ZM143 210V211H142ZM244 210V211H243ZM248 210V211H247ZM115 212V214H114V212ZM257 211H258V213H257ZM261 211V212H260ZM154 212V213H153ZM191 212V211H190ZM260 212V213H259ZM146 215L147 214V216H145L144 214ZM248 214V215H245V214ZM262 213V214H261ZM10 215V216H14V215ZM90 215H95V212H91V213H89ZM134 214V215H133ZM36 215V214H35ZM33 216V218L32 217H30L29 219L31 220V222H29L28 220H27V222H21L20 223V225L16 228L17 229V233H16V235L17 236H21V240H19L18 242H17V244H15V248H16V251H13L12 250V253L11 254H13L14 253V255L13 256H10V254H8V253H2L1 251H0V264H7L6 262L7 261H9L10 259H14V258H16V259H19L20 260V258L21 259H23L24 258V256H29V257H31L32 255H31V253H34L35 252V254L37 255L36 257H37V259H36V257H31L30 259H29V257L26 259V260H24V261H20V263H19V260L17 261L16 259V261H15V263L14 264H34V262H35V264H37L36 263V261L38 262V260H39V263L38 264H41V263H43L44 261H46V262H44L45 264L47 263V264H54V262H51L50 260H51V256L49 257L48 255L49 254H47V256H46V258L47 259H44V257H43V255L46 253V252H43V251H39L38 250V248L39 247H37L36 246V242H33V241H29V242H31L32 243V245H31V247H29V251L30 252H28V255H24V254H26V252H24L23 251V248H25V243L27 242V240H28V237H30V236H32L33 234V229L35 228V226L38 224V218L36 217V216ZM116 215H117V217H116ZM141 215V216H140ZM143 215H144V217H143ZM217 215H219L218 214V212H217ZM242 215V216H241ZM259 215V216H258ZM9 216V217H10ZM149 216V217H148ZM235 216V217H234ZM237 216V217H236ZM247 216H249V218H248V220H246L247 219ZM123 217V218H122ZM140 217H142V219L140 218ZM202 217V218H201ZM223 217H225L224 219H223ZM37 218V219H36ZM125 218L127 219V220H125ZM139 218V219H138ZM153 218V219H152ZM217 218L219 219L220 218V220L219 221H217ZM262 218V219H261ZM130 219V220H129ZM150 219V220H149ZM198 219H201V220H198ZM35 220V221H34ZM37 220V221H36ZM101 219H99L98 221L99 222H101L100 221ZM138 221L139 222V220H140V224L139 223H135L136 221ZM123 221V222H122ZM36 222V223H35ZM96 222L97 221H95V224H92V222L89 224V228L94 232L97 228H98V230L100 231L101 230V225H99L98 224V227H97V225H96ZM151 222H152V224H151ZM157 222V223H156ZM224 222H226V223H224ZM260 222H263V223H259ZM26 223V224H25ZM28 223V224H27ZM34 223V224H33ZM154 223V224H153ZM156 223V224H155ZM204 223V224H203ZM33 224V225H32ZM48 223H45V224H43V223H41L40 224V227H39V230H37V232H40V235H39V237L42 239V240H46L47 239V237L48 238H52V239H54L55 237V239H59L60 237V239H61V242L62 241H64V240H66V242H65V244H64V246L62 247L61 245H59V247L54 251L55 253L54 254H52V257H56L57 256V258L60 260V259H63L64 258V261L62 262L61 260H60V262L58 263V264H66V262H69V263H72L73 261V263L72 264H81V263H85L86 261L88 262V261H90V262H93V263H95V262H98L99 264H115L114 263V256L112 255V254H110L109 253V249L107 250L106 248H104V243L105 244H107V242L108 241H104V243H103V241H102V238L103 237H99V235L97 234V236L96 237H93L92 238V240H91V245L89 244V248H87V249H90L89 251H87V253L86 252H84V253H81L82 251H80V248L81 247H84V246H82V245H80L81 244V241L82 240H80V238L82 237V234L83 235H86L85 233H87V227H82V230H81V232H83V233H81V234H79V236L77 235V236H75V233H73L74 231H70V230H67V229H65V230H61V229H58V231H54L53 232V229H51V227H50V224H48ZM137 224H139V225H137ZM147 224V225H146ZM170 224V223H169ZM169 224H167V226L166 227H168V225ZM256 224V223H255ZM27 227H25V226ZM29 225V226H28ZM31 225V226H30ZM94 225V226H93ZM129 225V226H130ZM247 225H244V224H242L241 226L244 228L241 232H239V234L241 235V237H240V240H241V238L242 237H245L247 240H249V237H246V235H245V230H246V232H248L249 230H247L248 228H250V227H247L246 228V226ZM122 226V225H121ZM134 226V227H133ZM145 226H147L146 228H144ZM24 227V228H23ZM34 227V228H33ZM149 227V228H148ZM161 227V226H160ZM165 227V228H166ZM208 227H205V228H208ZM32 228V229H31ZM246 228V229H245ZM142 229V230H141ZM150 229V230H149ZM154 229V230H153ZM202 229V228H201ZM66 230H67V233H65L66 232ZM135 230V231H136ZM151 230H152V232H151ZM156 230V231H155ZM61 232V234H63L62 236H61V234H60V232ZM70 231V232H69ZM158 231V232H157ZM36 232V231H35ZM69 232V233H68ZM154 232V233H153ZM169 231H167V234H169L168 233ZM46 234V235H44V234ZM59 235H58V234ZM72 233H73V235H72ZM149 233H150V235H149ZM200 233L201 232H198V233H196L197 234V236L196 237H198L199 235H200ZM3 234H4V231H2V230H0V250H3V252L5 251V249H7V251L9 250L8 248H6V241H3V240H1L2 239V237H3ZM130 234H131V232H130ZM129 233L127 234V236L128 235H130ZM136 234V233H135ZM166 234V235H167ZM248 234V233H247ZM70 235V236H69ZM138 235V234H137ZM156 235V236H155ZM171 235H172V233H171ZM35 236V235H34ZM34 236H32L33 238H34ZM47 236V237H46ZM123 236H124V234H123ZM144 236H146V235H141V238H139L140 240H138V242L136 243L135 241L133 242V245H135V246H138V247H133V251L131 252V253H133V255H127L128 254V251L127 252H123L122 253V255H124V253H125V255H127L128 257L127 258H121V261L119 262V264H128V260H130L131 262L129 263V264H143V263H147V261H146V258H144V253H143V251H144V249H142V250H140L139 252L140 253H142V255H140L138 252H137V250L141 247V246H143V244H139L140 243V241H145L144 240ZM202 236H204V235H202ZM73 237H74V239H73ZM168 237H170V236H168ZM168 237H166L167 239H168ZM200 237V236H199ZM45 238V239H44ZM158 238V239H157ZM202 238V240H203V237H200V238H198V241H202V240H200ZM59 239V240H60ZM80 241H79V240ZM123 239V238H122ZM146 239V238H145ZM151 239V240H150ZM165 239V238H164ZM18 240V239H17ZM70 240V241H69ZM155 240V241H154ZM159 240V241H158ZM152 241V242H151ZM168 241L169 240H167L166 241V243H168ZM197 241V242H198ZM72 242V243H71ZM157 242H158V244H157ZM74 243V244H73ZM205 243V242H204ZM76 244V245H75ZM145 244V245H146ZM148 244V245H149ZM213 244V243H212ZM210 245V249L209 250H211L210 252L211 253H214V251L212 250V248H213V245ZM250 244H253V246H256V245H259V243H258V241H257V237H253V240L251 239V241H250ZM177 245L178 246H180L179 245V243L177 242ZM236 245V244H235ZM93 246V247H92ZM164 246V245H163ZM236 246H238V245H236ZM77 249H76V248ZM80 247V248H79ZM165 247V246H164ZM186 247H187V244H186ZM264 247V246H263ZM263 247H261V249L262 250H260L261 252H262V254H263V256H259L258 257V262H256L255 264H260V262L262 261V257H264V250H263ZM42 248H44L43 246H42ZM42 248H40V249H42ZM97 248H98V251L97 252H99V253H102L100 256L99 255H97V254H95L94 252H93V250L92 249H95V252H96V250H97ZM137 248V249H136ZM160 248V249H159ZM198 248V247H197ZM50 249V248H49ZM74 249V250H73ZM123 248H120V250H119V253L120 252H122L123 250H122ZM68 250V251H67ZM102 250V251H101ZM117 249L115 248L114 249V251H116ZM168 250V249H167ZM175 250V251H174ZM258 250V249H257ZM118 251V250H117ZM117 251H116V253H117ZM259 251V250H258ZM80 252V253H79ZM90 252V253H89ZM96 252V253H97ZM137 252V253H136ZM127 253V254H126ZM135 253V254H134ZM159 253H160V257L161 258H159V260H158V257H159ZM40 254V255H39ZM60 254V255H59ZM79 254V255H78ZM168 254V255H167ZM110 255H112V256H110ZM222 255V254H221ZM61 256V257H60ZM129 256H131V257H129ZM141 256V257H140ZM162 256H163V258H162ZM203 257H205V254L204 255H202ZM23 257V258H22ZM60 257V258H59ZM10 258V259H9ZM41 258V259H40ZM43 258V259H42ZM112 258V259H111ZM138 258H139V260H138ZM25 259V258H24ZM49 259V260H48ZM65 259H67V261L65 260ZM103 259V260H102ZM107 259V260H106ZM134 259V261H132ZM138 261H137V260ZM32 260H35V261H32ZM58 260V261H59ZM86 260V261H85ZM98 260V261H97ZM162 260V261H161ZM41 261V262H40ZM43 261V262H42ZM48 261V262H47ZM72 261V262H71ZM95 261V262H94ZM141 261V262H140ZM89 262V263H90ZM133 262H135V263H133ZM43 263V264H44ZM97 263V264H98ZM148 264V263H147ZM189 264H192L191 263V261L189 262Z\"/></svg>",
    "mask_w": 264,
    "mask_h": 264
}]
</instances>
